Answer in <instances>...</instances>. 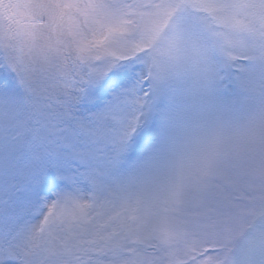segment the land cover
<instances>
[{
    "label": "snow or ice",
    "instance_id": "snow-or-ice-1",
    "mask_svg": "<svg viewBox=\"0 0 264 264\" xmlns=\"http://www.w3.org/2000/svg\"><path fill=\"white\" fill-rule=\"evenodd\" d=\"M0 264H264V0H0Z\"/></svg>",
    "mask_w": 264,
    "mask_h": 264
}]
</instances>
